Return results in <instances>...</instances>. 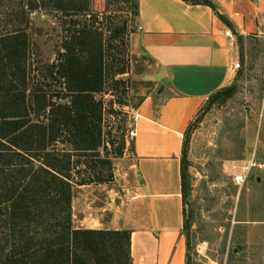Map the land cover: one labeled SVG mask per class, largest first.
<instances>
[{
    "label": "rangeland",
    "instance_id": "obj_1",
    "mask_svg": "<svg viewBox=\"0 0 264 264\" xmlns=\"http://www.w3.org/2000/svg\"><path fill=\"white\" fill-rule=\"evenodd\" d=\"M135 3L137 0H87L91 17L80 18L104 43L105 84L95 99L103 104L99 153L111 163L110 169H102L105 175L111 173V182L118 160L130 151L126 140L130 113L156 89L152 62L131 48ZM28 7L29 0H0V34L26 33L28 89L45 83V90L54 97L61 82L51 66L65 41L66 29H71L70 19L43 10L30 12ZM243 49L245 66L239 69L243 72L203 108L185 138L183 233L189 240L190 264H264V225L254 222L261 215L264 193L263 175L256 167L264 110V38L246 39ZM119 70L124 73L117 74ZM70 155L74 180L88 178L84 164L88 159ZM246 169L245 183L236 184L234 177ZM117 190L122 193L120 187ZM110 215L107 212L103 217ZM72 226L77 229L73 211Z\"/></svg>",
    "mask_w": 264,
    "mask_h": 264
},
{
    "label": "trees",
    "instance_id": "obj_2",
    "mask_svg": "<svg viewBox=\"0 0 264 264\" xmlns=\"http://www.w3.org/2000/svg\"><path fill=\"white\" fill-rule=\"evenodd\" d=\"M183 1L209 4L207 0ZM28 8L58 13L70 19L71 29H66L51 66L61 82L54 97L45 90V83L28 89L26 33L0 34V264H131L129 231L72 226L74 187L112 180L111 173L102 171L110 169L111 163L100 157L103 104L95 99L105 84L102 37L80 20L91 17L87 0H29ZM134 8L137 16V3ZM185 143L184 139L183 205ZM59 146L67 149L59 150ZM70 154L88 159L84 163L88 178L74 180ZM183 214L185 229V209Z\"/></svg>",
    "mask_w": 264,
    "mask_h": 264
},
{
    "label": "crops",
    "instance_id": "obj_3",
    "mask_svg": "<svg viewBox=\"0 0 264 264\" xmlns=\"http://www.w3.org/2000/svg\"><path fill=\"white\" fill-rule=\"evenodd\" d=\"M207 1L137 0L131 48L152 62L156 89L136 109L135 137L118 160L113 182L73 189L76 228L129 231L131 264H186L185 134L214 96L243 72L232 69L241 61L240 68L245 66L244 41L264 38V0ZM228 30L233 41L225 36ZM259 130L256 167L264 181V110ZM107 212L111 215L104 218ZM254 222L264 225V193Z\"/></svg>",
    "mask_w": 264,
    "mask_h": 264
},
{
    "label": "built area",
    "instance_id": "obj_4",
    "mask_svg": "<svg viewBox=\"0 0 264 264\" xmlns=\"http://www.w3.org/2000/svg\"><path fill=\"white\" fill-rule=\"evenodd\" d=\"M225 36L228 37L230 41L234 40V38H233V36L229 30L225 32ZM239 68H240V64L239 63L235 64L233 69H232V72L236 73L239 70ZM137 120H138V114H137L136 110L135 111L133 110L130 113V117H129V121H128V130L126 132V140L127 141L135 137V125H136ZM248 172H249V169H246L240 175L235 176L234 182L236 184H239V185L244 184L246 179H247Z\"/></svg>",
    "mask_w": 264,
    "mask_h": 264
},
{
    "label": "water",
    "instance_id": "obj_5",
    "mask_svg": "<svg viewBox=\"0 0 264 264\" xmlns=\"http://www.w3.org/2000/svg\"><path fill=\"white\" fill-rule=\"evenodd\" d=\"M166 84H167V83H165L164 85H162V86L160 87L159 92H161V91L163 90V88H164V86H165Z\"/></svg>",
    "mask_w": 264,
    "mask_h": 264
}]
</instances>
